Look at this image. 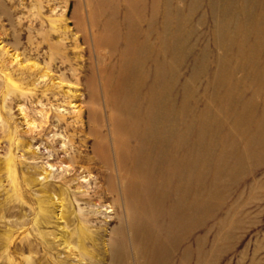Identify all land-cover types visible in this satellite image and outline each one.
I'll list each match as a JSON object with an SVG mask.
<instances>
[{
    "label": "rangeland",
    "instance_id": "obj_1",
    "mask_svg": "<svg viewBox=\"0 0 264 264\" xmlns=\"http://www.w3.org/2000/svg\"><path fill=\"white\" fill-rule=\"evenodd\" d=\"M171 1L173 9L176 0ZM210 1H184L185 6L195 3L193 51L184 61L172 93L173 97L181 95L182 85L196 67L192 102L196 109L192 125H183L191 138L183 150L198 143L193 157L183 163V184L194 187L200 201L193 232L176 251L161 252L153 259L136 257L133 244L129 247L127 243L125 248L117 244L114 247L128 256H120L115 264H264V146L259 156L247 154L248 126L264 125V43L242 68L235 66L234 58L229 62L236 49L226 55L222 59L227 63L226 73L234 76L231 81L219 80L218 92L213 94L210 84L219 52ZM241 1L237 0L232 17L240 14ZM164 2L157 0L155 5L153 17L157 20ZM113 3L124 12L123 0ZM143 3L144 15L150 18L151 0ZM91 10L87 0H0V264H109L110 239H122L109 199L100 204L94 201L91 207L82 201L93 194L97 185L92 179L97 171L65 173L69 163L61 161L76 148L83 150L77 142L88 137L70 128L89 125L80 115L85 107L99 109L98 104H88L85 99L90 51L79 39ZM260 12L257 8L255 16ZM182 14L187 15L184 8ZM254 35L252 32L246 38L243 58L250 57L255 40L260 44L264 38L255 39ZM62 57L70 68L61 71ZM164 60L168 65L169 57ZM162 72L167 74L168 69ZM26 73L35 76L28 81ZM229 83L234 96L227 94ZM250 99L256 106L243 110L242 103ZM229 103L235 105L229 107ZM205 110L217 125H198L197 115ZM184 118L188 121L186 115ZM92 125L106 124L99 119ZM201 127L203 133L198 135ZM192 158H197V165L189 172ZM197 178L200 184L195 187ZM72 193L83 196L78 200ZM91 210L97 211L96 218L87 221L86 213ZM182 220V224L190 223L188 216Z\"/></svg>",
    "mask_w": 264,
    "mask_h": 264
},
{
    "label": "bare ground",
    "instance_id": "obj_2",
    "mask_svg": "<svg viewBox=\"0 0 264 264\" xmlns=\"http://www.w3.org/2000/svg\"><path fill=\"white\" fill-rule=\"evenodd\" d=\"M184 1L176 0L171 9L172 1L165 0L162 15L157 20L154 18L157 0H151L150 18L144 15L146 7L143 0H123V13L113 0H87L91 2L92 10L88 13L84 31L79 37L90 51V63L87 67L89 77L84 86L85 99L88 104H98L99 109L85 107L80 114L81 117L85 116L89 125L77 128L64 125V128H70L88 138L77 142L83 150L78 152L76 148L69 158L61 161L69 163L65 173H75L77 169L88 173L92 169L97 171V176L92 179L97 186L93 194L85 196L82 201L90 207L94 201L99 204L104 199L110 201L109 210L119 222L117 228L122 239H110L109 264H115L116 259L122 255L125 258L128 256L114 247L117 244L122 248L127 243L129 247L133 244L136 257L153 259L161 252L176 251L181 242L193 232L195 212L199 209L200 201L196 200L197 190L183 184V163L190 156L193 157L198 143L193 142L189 150H183L191 142L183 125H192L193 108L196 109L192 103L195 94L193 84L198 77L196 67L192 68L182 85L181 95H172L180 77L179 71L193 51L190 41L193 35L191 21L195 3L185 6ZM236 2L237 0L210 1L213 36L219 52L210 84L213 94L218 92L216 83L219 80L231 81L234 76L226 73L227 63L222 59L236 49L235 56H229V62L234 58L235 66L244 67L246 61L254 58L258 47L264 43V38L260 40V44L255 40L250 57H242L246 38L250 33L256 35L255 39L264 37V0H242L240 14L232 17ZM183 8L187 13L185 16L182 14ZM257 8L261 12L255 16ZM252 22L254 26L248 27ZM166 57L170 59L168 65L164 63ZM59 62V70L70 68L64 57ZM165 67L168 69L167 74L162 72ZM25 75L28 81L35 76L31 73ZM234 92L230 84L227 94L234 96ZM49 95L53 96L54 92ZM236 96L240 95L236 93ZM228 97L227 100H231ZM228 105L231 107L235 104ZM255 106L253 99L241 105L243 110L248 111ZM185 115L188 121L184 118ZM197 116L198 125H217L213 117L211 121L208 110ZM99 119L106 125H92ZM202 127L198 129V135L203 133ZM248 128L250 134L247 137V154L259 156L262 153L259 150L264 146V125H249ZM87 142L90 143L89 146H86ZM255 158L261 159L254 157V160ZM188 164L189 172H193L197 158L190 159ZM192 175L189 174V177ZM192 180L193 178L190 183ZM195 183V187L200 184L198 178ZM72 195L78 200L83 196L75 193ZM188 198L189 204L186 203ZM86 214L85 219L90 221L96 218L97 211L91 210ZM184 216L189 217L190 223H181ZM162 231L165 233L160 237ZM65 247L71 251V248ZM133 252L130 250L135 259Z\"/></svg>",
    "mask_w": 264,
    "mask_h": 264
}]
</instances>
